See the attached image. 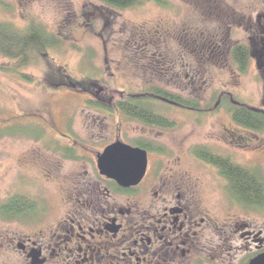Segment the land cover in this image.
Listing matches in <instances>:
<instances>
[{
  "label": "rangeland",
  "instance_id": "1",
  "mask_svg": "<svg viewBox=\"0 0 264 264\" xmlns=\"http://www.w3.org/2000/svg\"><path fill=\"white\" fill-rule=\"evenodd\" d=\"M167 2L118 9L100 0H0L1 20L19 27L35 23L64 40L48 59L20 70H13L18 60L0 54V206L15 191L43 190L53 201V218L60 217L69 208L66 197L85 188L79 182L96 180L98 154L109 144L137 146L136 140H146L164 148L148 152V164L161 170L158 182L188 186V195L205 211V242L213 250L225 240L232 247L217 248L214 259L237 261L247 253L241 225L264 228V209L230 205L226 181L192 149L207 145L264 177V130L238 125L224 106L216 107L227 97L264 112V0ZM240 43L252 54L244 73L231 55ZM61 69L76 78L95 77L115 96L119 90L141 93L158 86L198 99L209 110L197 117L153 100L178 126L147 125L88 106L87 94L62 84ZM14 124L28 126L29 134L5 131ZM67 147L74 155L65 153ZM151 191L134 198L113 194L111 202L137 198L152 206ZM0 225L15 223L0 217Z\"/></svg>",
  "mask_w": 264,
  "mask_h": 264
},
{
  "label": "flooded vegetation",
  "instance_id": "2",
  "mask_svg": "<svg viewBox=\"0 0 264 264\" xmlns=\"http://www.w3.org/2000/svg\"><path fill=\"white\" fill-rule=\"evenodd\" d=\"M203 165L227 185L217 166ZM151 166L147 164L138 184L122 186L102 174L97 164L96 180L79 182L85 188L66 197L69 208L57 218L43 190L13 192L9 198L18 199L13 207L0 209L3 220L15 223L0 225V264H249L264 251V228L242 224L239 236L246 243V255L217 262L218 249H232L228 241L215 244L218 249L213 250L202 230L205 211L188 195V186L170 179L158 182L161 170ZM150 191L152 206H142L137 198L125 204L111 202L113 194L134 198ZM226 194L230 205L240 207L236 197Z\"/></svg>",
  "mask_w": 264,
  "mask_h": 264
},
{
  "label": "trees",
  "instance_id": "3",
  "mask_svg": "<svg viewBox=\"0 0 264 264\" xmlns=\"http://www.w3.org/2000/svg\"><path fill=\"white\" fill-rule=\"evenodd\" d=\"M100 1L107 6L118 9L131 8L151 1H156L164 6L169 4L167 0ZM63 45L64 40L62 38L40 25L31 23L26 27H19L12 21L0 19V54L19 61V65L13 66V70L18 68L17 66H20L18 68L20 70L22 66L27 64L48 59L47 57L51 56V50L60 49ZM231 55L238 70L243 73L247 72L252 55L249 46L245 43L237 44L233 47ZM59 74L62 84L87 94L84 102L88 106L110 113H120L129 119L163 129H174L178 126V121L159 111L153 100L167 101L190 110L196 116H204L209 110V106L206 107L198 99L185 98L158 86L146 87L141 93L119 90L115 96L108 94L100 85L99 79L95 77L76 78L66 69H61ZM220 105L226 108L233 121L238 125L254 130H264V112L238 101L230 102L227 97L221 99L216 107ZM4 129H10V132L5 130L8 133L24 132L29 134L28 126L22 127L14 124ZM134 144L145 148L148 152H164L163 147L155 146L150 141L136 140ZM192 152L196 158L218 167L221 175L227 180L228 192L236 197L242 207H254L256 210L264 209V177L258 170L240 164L229 155L218 153L204 144L195 145ZM65 153L74 155L70 147L65 148ZM17 200L16 197L6 199L1 204L0 209H10Z\"/></svg>",
  "mask_w": 264,
  "mask_h": 264
},
{
  "label": "water",
  "instance_id": "4",
  "mask_svg": "<svg viewBox=\"0 0 264 264\" xmlns=\"http://www.w3.org/2000/svg\"><path fill=\"white\" fill-rule=\"evenodd\" d=\"M97 164L102 174L115 179L120 185H136L146 172L148 151L117 140L98 154ZM249 264H264V251L253 257Z\"/></svg>",
  "mask_w": 264,
  "mask_h": 264
}]
</instances>
